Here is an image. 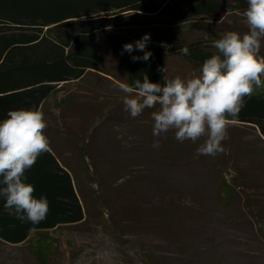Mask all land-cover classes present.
<instances>
[{"label":"rangeland","instance_id":"374dc122","mask_svg":"<svg viewBox=\"0 0 264 264\" xmlns=\"http://www.w3.org/2000/svg\"><path fill=\"white\" fill-rule=\"evenodd\" d=\"M209 20L241 34L248 31L241 12L227 11ZM188 32L191 37L199 34ZM167 71L169 78L199 75L180 56L169 57ZM118 85L90 71L57 93L59 98L81 91L80 111L66 116L76 138L87 133L80 128L82 117L108 102L122 101L125 94ZM154 110L145 108L136 117L119 113L121 123L115 119L98 124L90 148L99 183H87L78 169L79 153L65 159L82 186L89 213L81 223L48 230L56 244L51 264H146L143 257L150 264H264V137L259 128L227 120L223 150L214 156L196 152L204 137L180 142L173 130L153 147ZM61 140L57 137L56 144H63ZM223 179L232 185L225 195ZM0 264L38 263L29 241L0 238Z\"/></svg>","mask_w":264,"mask_h":264},{"label":"trees","instance_id":"16d2710c","mask_svg":"<svg viewBox=\"0 0 264 264\" xmlns=\"http://www.w3.org/2000/svg\"><path fill=\"white\" fill-rule=\"evenodd\" d=\"M246 7L247 0H0V119L8 110L19 108H36L43 117L51 116L44 118L43 130L49 150L25 173L35 187L34 195L47 196L49 211L45 219L32 224L9 214L0 198V238L12 243L29 241L37 263L51 264L50 253L56 244L48 230L81 223L89 213L81 198L82 186L65 159L79 153V171L87 183H99L91 135L104 120L121 123L117 116L127 111L122 101L108 102L100 111L80 119V128L87 133L76 138L66 116L80 111L82 103L77 97L81 91L76 86L78 90L58 98L65 85L90 71L121 83L142 80L147 73L150 81L163 84L164 73L159 69L167 66L171 55L184 58L190 69L199 73L203 61L218 51L212 41L229 31L209 19L227 11L243 13ZM194 29L199 34L189 36L188 31ZM145 33L150 34L145 50H150L151 56L148 61H134L131 56L142 55V51L128 53L123 45L134 43ZM185 45L190 49L188 55L178 51ZM166 76L169 78L168 72ZM228 120L253 124L264 135V87L245 97L239 114ZM57 137L63 144H56ZM225 182L223 179L224 195L232 186ZM256 220L261 229L257 216ZM143 261L150 264L145 257Z\"/></svg>","mask_w":264,"mask_h":264},{"label":"clouds","instance_id":"9594fccd","mask_svg":"<svg viewBox=\"0 0 264 264\" xmlns=\"http://www.w3.org/2000/svg\"><path fill=\"white\" fill-rule=\"evenodd\" d=\"M243 16L248 31L229 30L213 40L218 51L203 61L199 75L168 78L165 65L159 69L164 73L163 84L150 81L145 73L142 80L118 85L130 116H139L145 108L155 109L151 112L153 147L173 130L180 142L204 137L196 148L200 155L214 156L223 150L228 118H236L245 97L264 87V55H260L264 0H247ZM149 41L150 34L145 33L134 43H125L123 49L142 51V55H132V60L148 61L151 51L145 49ZM178 51L190 54L187 45ZM45 128L43 114L36 108L10 109L0 119V198L9 214L32 224L45 219L49 211L47 196L34 195L35 187L25 175L37 157L49 150Z\"/></svg>","mask_w":264,"mask_h":264},{"label":"crops","instance_id":"0c3cea01","mask_svg":"<svg viewBox=\"0 0 264 264\" xmlns=\"http://www.w3.org/2000/svg\"><path fill=\"white\" fill-rule=\"evenodd\" d=\"M170 57V56H169ZM169 57L167 58V62H168V59H169ZM168 72V71H167ZM103 74V73H102ZM105 75V74H104ZM105 76H107L108 78H110V79H112L114 82H117L118 84H120L121 82L120 81H118L117 79H114V78H112V77H110V76H108V75H105ZM263 137H264V135L263 134H261ZM1 239H3V238H1ZM5 241H7V240H5ZM23 241H25V240H23ZM22 242V241H21ZM16 243H19V242H16Z\"/></svg>","mask_w":264,"mask_h":264}]
</instances>
